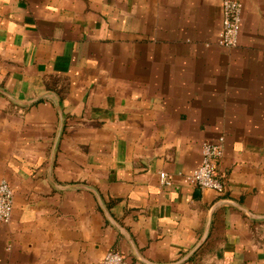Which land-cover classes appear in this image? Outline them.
Masks as SVG:
<instances>
[{
    "label": "crops",
    "instance_id": "crops-1",
    "mask_svg": "<svg viewBox=\"0 0 264 264\" xmlns=\"http://www.w3.org/2000/svg\"><path fill=\"white\" fill-rule=\"evenodd\" d=\"M223 1L0 0V264H264V0L233 48Z\"/></svg>",
    "mask_w": 264,
    "mask_h": 264
},
{
    "label": "built area",
    "instance_id": "built-area-1",
    "mask_svg": "<svg viewBox=\"0 0 264 264\" xmlns=\"http://www.w3.org/2000/svg\"><path fill=\"white\" fill-rule=\"evenodd\" d=\"M243 15V4L238 0L223 1L222 26L219 42L226 48H233L239 44ZM223 154V139L205 143L202 150V162L188 177V182L202 189L224 191V183L216 172V163ZM160 181L165 185H172L173 180L165 173H160ZM14 207V191L7 181L0 183V220L8 223L12 220ZM100 264H127L125 256L118 251H109Z\"/></svg>",
    "mask_w": 264,
    "mask_h": 264
}]
</instances>
